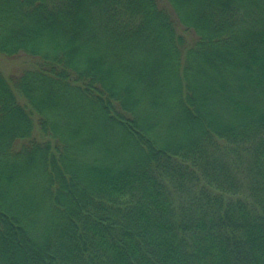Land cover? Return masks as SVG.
<instances>
[{
    "label": "trees",
    "instance_id": "1",
    "mask_svg": "<svg viewBox=\"0 0 264 264\" xmlns=\"http://www.w3.org/2000/svg\"><path fill=\"white\" fill-rule=\"evenodd\" d=\"M0 264H264V0H0Z\"/></svg>",
    "mask_w": 264,
    "mask_h": 264
},
{
    "label": "rangeland",
    "instance_id": "2",
    "mask_svg": "<svg viewBox=\"0 0 264 264\" xmlns=\"http://www.w3.org/2000/svg\"><path fill=\"white\" fill-rule=\"evenodd\" d=\"M24 57L8 58L0 53V69L3 74L18 73L24 67Z\"/></svg>",
    "mask_w": 264,
    "mask_h": 264
}]
</instances>
